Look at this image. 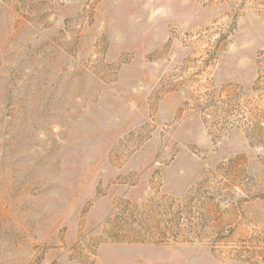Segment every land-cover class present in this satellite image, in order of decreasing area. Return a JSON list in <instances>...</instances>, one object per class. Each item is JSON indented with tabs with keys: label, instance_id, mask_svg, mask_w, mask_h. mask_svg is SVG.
I'll use <instances>...</instances> for the list:
<instances>
[{
	"label": "rangeland",
	"instance_id": "1",
	"mask_svg": "<svg viewBox=\"0 0 264 264\" xmlns=\"http://www.w3.org/2000/svg\"><path fill=\"white\" fill-rule=\"evenodd\" d=\"M0 264H264V0H0Z\"/></svg>",
	"mask_w": 264,
	"mask_h": 264
}]
</instances>
